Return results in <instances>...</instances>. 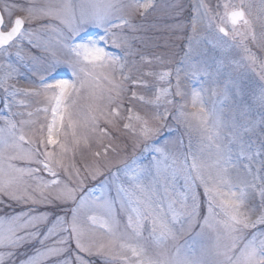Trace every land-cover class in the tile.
Masks as SVG:
<instances>
[{"label": "snow or ice", "instance_id": "snow-or-ice-1", "mask_svg": "<svg viewBox=\"0 0 264 264\" xmlns=\"http://www.w3.org/2000/svg\"><path fill=\"white\" fill-rule=\"evenodd\" d=\"M222 7L215 14L203 3L194 9L183 66L172 69L165 56L134 49L135 37L125 33L140 28L135 17L154 8L153 0H0V57L6 58L0 67L8 69L0 88L9 113L0 117V203L6 197L19 205H70L63 215L29 207L0 219V264H264V32L257 38L243 2ZM205 17L219 34L213 46L234 52L212 72L192 63L202 54L197 28ZM257 20L264 24V17ZM91 29L102 32L97 38ZM42 34L54 35L66 56L52 53L38 84L10 87L20 76L10 57L24 60L25 42L41 49ZM109 39L122 56L102 46ZM136 56L129 65L128 57ZM182 73L190 81L227 76L222 94L234 102L231 120L215 107L205 110L203 83L190 94L198 111L186 112ZM20 94L40 98L44 107L37 111L51 119L38 126L12 119L10 98ZM134 101L149 110L141 115ZM169 115L188 130L186 146L161 136L171 131ZM190 118L198 122L195 144ZM121 129L130 134L131 155L127 142L113 143ZM93 142L103 151L92 152L83 170L67 163L69 152L75 156ZM241 159L247 160L244 175H233ZM87 179L98 183L85 190ZM186 234L192 235L178 243Z\"/></svg>", "mask_w": 264, "mask_h": 264}, {"label": "rangeland", "instance_id": "rangeland-1", "mask_svg": "<svg viewBox=\"0 0 264 264\" xmlns=\"http://www.w3.org/2000/svg\"><path fill=\"white\" fill-rule=\"evenodd\" d=\"M228 2L232 5L239 6L242 2L244 5V11L246 14L250 11L251 15L249 19L253 21V30L259 38L260 33L264 32V24L261 23L260 20H257V16L264 17V13L260 11L261 0H153L154 8L148 10L145 16H136L135 23L140 25V28L131 33L127 29H125V33L129 34L135 39L132 40V44L134 49L139 52L144 53L145 55L151 57L153 55H163L166 57L170 63L167 64V67L175 69L177 66H183L182 61L184 58V54L187 51V43L188 37L192 36L191 22L192 18L196 15L194 9L203 3L207 6V8L215 14L216 11L223 12L222 5ZM218 5L220 6L218 8ZM250 6V7H249ZM204 9H200V13L202 14ZM113 31L119 32V29H114ZM102 32V30L91 29L90 34L94 37H97V33ZM219 35L215 33L214 30L210 31L207 27V18L203 19V22L197 28V39H200L201 43L197 46L201 55L194 54L192 57V63L206 66L209 69V72H212L214 68L218 65V61L224 59L227 63L228 60L232 58L234 52L230 49L227 52L222 51L219 48L213 46V41L215 37ZM41 44V49L31 48L25 42L24 52L22 55L25 57L24 60H18L13 53L10 57L13 64L19 68L20 76L16 80H10L8 82L9 86L15 85L16 88H28L29 81L34 82V84H38L40 81L41 75L44 74L43 69L47 60L52 58V53H55L58 57L64 58L66 56V52H64L57 44L56 37L51 34H42L41 39L39 41ZM248 43L250 47H252L253 51H259L254 44H252L251 38H249ZM46 46L49 48V51L45 52L42 48ZM106 48L107 51L122 56L123 52L119 48H115L111 44V39H109L108 44L102 45ZM31 57H35L32 59ZM4 57H0V65L5 63ZM139 57H128L129 65L130 62ZM124 61L122 60L121 63ZM5 67H0V78L3 77L5 71H7ZM128 71V67L125 68V72ZM257 71H260L259 66H257ZM117 75H119V70H117ZM61 76L64 78L71 79L70 72H61ZM250 79L253 81H258L259 77L255 76L252 73H249ZM182 87L188 93L186 97L188 107L185 109L186 112L192 113L198 111V109H194L191 107L190 94L192 90V86L200 87L201 83L205 88L204 92V107L206 111H211L214 107L217 112L221 115V117L226 121H230L235 109L234 102L229 95L228 99H225L223 96V87L225 82L227 81V76H221L215 78L212 75L204 76L202 75L199 78V81H190L187 77L184 76V73L181 74ZM175 83V77L173 76V84ZM231 87V85H229ZM216 90L217 95H212V89ZM3 99L4 92L3 89L0 88V117L8 116L9 113L7 110L3 108ZM12 102V113L15 114L12 116V119L19 122L21 119L23 120H35L38 125L45 124L48 120L51 119V113L47 114V119L45 118V113L43 111H37V109H41L44 107V104L40 98L33 96H24L23 94L17 95L15 98H10ZM177 100H181L180 97H176ZM20 101L24 103L21 104ZM181 102H184L181 100ZM126 104L128 101L126 100ZM132 106L140 112L141 115L144 114L145 111H148L145 106L141 105L139 101L132 102ZM169 110L171 113H176V108L169 106ZM161 112L164 111V108L161 107ZM28 112H32L33 115L31 117L28 116ZM191 123L193 124V131H191V138L193 143L195 144L199 139V133L195 129L198 127V122L194 118H190ZM167 123L171 125V131L165 128L161 136L167 137L170 140L178 141L183 139L184 145L188 144L189 140V132L186 129L183 123L177 124V122L172 118V115H169ZM4 127V120L0 119V128ZM113 135L117 137V140L114 141V144H124L127 142L128 144V154L131 155V139L130 134L126 133L123 129L119 132H113ZM108 141H105L107 144ZM27 147V145H25ZM171 147V146H170ZM43 150V149H41ZM49 150H51V146H49ZM100 150L103 151V148L93 142L91 144V148L81 147V150L73 156L71 152L67 155V163L75 164L76 168L83 170L84 165L86 163H90L93 159L92 152ZM59 151V149H57ZM123 154V153H122ZM18 163V162H17ZM247 163V160L241 159L239 162V168L233 169V175H244V164ZM258 167V165H254V168ZM41 177L45 180H51L52 177L48 176L46 173H39ZM99 179V178H98ZM98 183L97 181H93L91 179H87L85 181V190L94 187ZM252 193V190H248ZM200 192H203V189H200ZM115 193H113L114 195ZM255 202H259V191H255ZM3 203H0V219L6 218V216L19 214L22 210L27 209L29 207H38L39 211L47 210L49 214L53 212H57L63 215L64 211H67V208L70 206H61L60 208L56 207H47L46 206H30V205H19L14 202L9 201L6 197L3 198ZM63 209V211L61 210ZM196 231H199L197 228ZM190 235L186 234L182 237L178 243L183 244L185 240L189 239Z\"/></svg>", "mask_w": 264, "mask_h": 264}]
</instances>
